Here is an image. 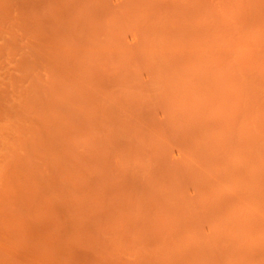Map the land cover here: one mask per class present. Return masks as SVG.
Here are the masks:
<instances>
[{
    "label": "bare ground",
    "instance_id": "1",
    "mask_svg": "<svg viewBox=\"0 0 264 264\" xmlns=\"http://www.w3.org/2000/svg\"><path fill=\"white\" fill-rule=\"evenodd\" d=\"M4 5L0 60L52 92L56 179L0 264H119L115 223L145 232L134 264H264V0Z\"/></svg>",
    "mask_w": 264,
    "mask_h": 264
},
{
    "label": "rangeland",
    "instance_id": "2",
    "mask_svg": "<svg viewBox=\"0 0 264 264\" xmlns=\"http://www.w3.org/2000/svg\"><path fill=\"white\" fill-rule=\"evenodd\" d=\"M6 7L5 5L0 6L1 9ZM7 9L3 10L8 11ZM20 9L25 8L21 7ZM14 10L13 15L17 12L16 8ZM5 15L4 13L3 16ZM9 15L11 16L10 12ZM10 44L11 46L8 47L13 49L12 42ZM8 50L10 49L7 48ZM10 58L3 61L2 59H5L3 57L2 61L0 60V260L3 262L7 260L6 247H10V243L5 242L3 238L8 234H11L12 237L16 232L14 230L20 225L21 212L26 214L28 200L34 198L33 203L36 201L40 204L44 203L48 208L51 207V202L54 204L53 178H55V174L53 171L56 170L49 159L52 151L47 149L50 132L43 131L41 125L45 123H40V120L45 118L44 110L46 109L48 113L51 111L53 103H51L52 96L50 94L52 92L47 95L42 90L41 83L37 78L30 76L29 73L28 77L26 73H23L21 65L16 62V58ZM50 82H47L45 87L50 85ZM54 127L58 132L57 126ZM75 142L81 143L80 140L72 143L75 144ZM22 200H26V205H22ZM70 203L71 200L66 201L64 207ZM54 216L61 224L60 215L54 214ZM51 218L54 219L53 216ZM56 220L55 224L57 225ZM117 224L113 225L116 231L112 227L110 229L112 235L109 233L107 236L109 235V245L114 250L115 258L119 264H124V262L125 264H134L141 258L149 257V253L152 254L149 250V253L144 251L146 249L143 244L141 245L142 241L146 240L145 232H135L134 235V231H130V234L129 231L121 229ZM142 236L143 240L140 239ZM17 239L16 232V241ZM129 242L132 243L129 245ZM135 248L136 251L141 248L142 252L139 251L138 254Z\"/></svg>",
    "mask_w": 264,
    "mask_h": 264
}]
</instances>
